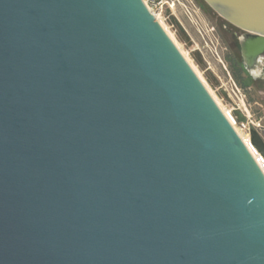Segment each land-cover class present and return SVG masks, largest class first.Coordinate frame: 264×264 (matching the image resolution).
Instances as JSON below:
<instances>
[{"label": "water", "instance_id": "95a60500", "mask_svg": "<svg viewBox=\"0 0 264 264\" xmlns=\"http://www.w3.org/2000/svg\"><path fill=\"white\" fill-rule=\"evenodd\" d=\"M204 1L264 64V0ZM0 264H264V173L142 0H0Z\"/></svg>", "mask_w": 264, "mask_h": 264}, {"label": "rangeland", "instance_id": "374dc122", "mask_svg": "<svg viewBox=\"0 0 264 264\" xmlns=\"http://www.w3.org/2000/svg\"><path fill=\"white\" fill-rule=\"evenodd\" d=\"M157 17L240 137L248 136L252 122L260 120L264 125V76L251 80L243 69L239 47L233 38L239 29L204 0H178L174 14L164 11ZM232 82L245 95L249 116L229 98Z\"/></svg>", "mask_w": 264, "mask_h": 264}, {"label": "built area", "instance_id": "2783aa9c", "mask_svg": "<svg viewBox=\"0 0 264 264\" xmlns=\"http://www.w3.org/2000/svg\"><path fill=\"white\" fill-rule=\"evenodd\" d=\"M142 1L155 17L161 16V14L164 11H169L170 14H174L175 6H176V3L178 2V0H142ZM229 87H230V92L228 93L229 98L236 104L237 109L244 110L249 116L247 107L244 103L245 95L240 92V90L238 89V87L236 86L234 82H232L229 85ZM231 93H233V95ZM236 102H238L239 104H237ZM251 130H255L264 142V125L261 123L260 120L256 122H252V128L251 129L248 128V132H247L248 136L245 137L246 142L242 139L246 147L248 148V150L250 151V153L256 160L260 169L264 173V157L251 144V141H250V131Z\"/></svg>", "mask_w": 264, "mask_h": 264}, {"label": "flooded vegetation", "instance_id": "af4514ba", "mask_svg": "<svg viewBox=\"0 0 264 264\" xmlns=\"http://www.w3.org/2000/svg\"><path fill=\"white\" fill-rule=\"evenodd\" d=\"M244 36H245V32L240 30V29L238 31H235V33H233V38L239 47L242 67L251 80H256V78H259L260 75L264 76V64L260 63L261 64L260 67L259 66L254 67V68L248 67V65L244 61V58H243V55L241 52V46H240V41L244 38ZM263 56H264V54H263ZM263 80H264V77H263Z\"/></svg>", "mask_w": 264, "mask_h": 264}, {"label": "bare ground", "instance_id": "6f19581e", "mask_svg": "<svg viewBox=\"0 0 264 264\" xmlns=\"http://www.w3.org/2000/svg\"><path fill=\"white\" fill-rule=\"evenodd\" d=\"M156 19H157L158 22H160V21L158 20V17H156ZM238 134H239V133H238ZM242 139L246 142V140H245L243 137H242Z\"/></svg>", "mask_w": 264, "mask_h": 264}]
</instances>
